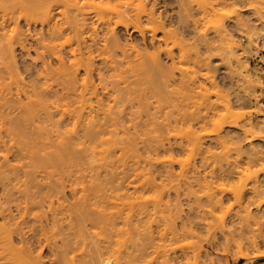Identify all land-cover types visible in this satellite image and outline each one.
I'll use <instances>...</instances> for the list:
<instances>
[{
  "label": "rangeland",
  "instance_id": "rangeland-1",
  "mask_svg": "<svg viewBox=\"0 0 264 264\" xmlns=\"http://www.w3.org/2000/svg\"><path fill=\"white\" fill-rule=\"evenodd\" d=\"M107 1H109V0H107ZM116 1H118V0H110V3L113 7L116 6L115 5ZM199 1L202 2L203 0H199ZM206 1H208V6L206 9H209V10H207L208 13L206 12L207 14L203 11V9H201L204 5L201 7V5H202V4H200L201 2L198 3L197 0H194V1L188 0V2L184 3V4L181 3V0H149L148 3H149L150 8L151 7L154 8V10L156 11V12L154 11L155 14L157 15L158 18L162 19L161 22H163L165 25V29L160 30L157 33L156 37L151 36V35H153L151 31H150L151 33L149 32L150 33V35H149L148 31H146V32L144 31L143 33H141L140 31L134 30V28L131 26H129V28L126 26L121 27L120 26L121 24L120 25L113 24L112 25L113 29L112 28L111 29L113 31H115L114 34L117 35V38L119 39L120 43L123 46L124 45L128 46L129 44H130L129 46L133 45V46L139 48V50H143V51H141L142 53L145 52L149 55H157V52H158V55H159V56L157 55L158 59L161 60L163 66H165L164 70L168 73L167 75L170 76V77H168V76L166 77L167 79L169 78L168 79L169 80L168 91L169 90L170 91H169L168 96L166 97L169 100H167L166 98H164L165 100L161 99L160 106H162V108L164 107L165 109L163 108L161 111H159V113H161V114L156 113L155 116L153 115V117L155 118L154 123H157L159 126L162 125V123H163V126H161L163 128L164 125L165 124L167 125L169 122L170 123L173 122L172 124H174V122L180 120V122H178V124L176 125V128H174V131L172 130V131H169L167 133V131L165 130L166 135L163 134L164 136L170 137V141L172 144L173 143L176 144L174 146L175 147L174 148V156L177 157V159H176L177 161L181 160V162H179L180 164L176 163L173 166L172 170H174V173L176 175L174 174V176L172 177L171 184L177 185L178 182L183 180L182 177L185 176L184 173L190 177V175L195 173L194 170H197L200 173L202 180H203L202 187H198L197 184L195 185V189L198 192L197 193L198 197L206 199L207 197L211 196L213 192H216V193L218 192L217 193L218 196L222 195L220 193H223V192H224V194L226 193V199H225V202L223 205V211H218L216 213L217 216H223V215H227L230 212V214H228V216H227V224L222 226V227H225L224 228L225 230L223 231V228L221 229V227H218L215 229L214 226L217 227L218 225H212V226L210 225L211 226V228H210L209 225H207V222H209V221H205V219L202 218L203 212L206 209V206L201 205L199 207L196 203H193L192 200H194V199H192V200L190 199L191 201L189 200V202H188V200H187L188 198L183 197V196H182L183 198L182 197L180 198V200L182 199L181 200L182 203L180 204L182 211H180L179 213H176L175 211L172 210L174 212V215H175V216L173 215L174 219H172V222H174L173 225H169V224L165 223L162 220V212L161 211H163V209H164V206L162 204H166L168 202H170L171 204H176L177 201L175 200V197H174L175 192L172 191L170 196L169 195L163 196V198H162L163 200H162L161 204H160V202L159 203L156 202V200H158L160 197L159 196L160 190H158V191L153 190L152 185L160 186V185H162L163 182H165V184H166V182H168V181H165L166 180V177H165L166 174H165L163 168L160 165L155 164V163H153V164L148 163L149 165H147L144 162H140V161L136 160L135 158L129 159L130 156L126 155V154H130V152H127L126 154L124 153L126 155V159H125L123 156H121L122 153L120 154V152H121L120 150L114 151V153L116 155L115 157L113 156V158H111V159L110 158L109 159L108 158L103 159L102 155H104L105 153H107L111 149V145L109 143H104V144H102V146H99V148L98 147L96 149L94 148L95 150H97V154H95V150H94V152H90V151L88 152V149L90 148V146H87L88 149H86L87 143L82 144V142H81V144H78L77 147H75V148H77V150L75 149L74 151L77 152V154H78V156H77V154L73 155V156L76 155V157H74V158H76V160H75L74 158H72V153L74 151H72V153H70L69 156L65 155L66 151L64 149H66V145L64 148L63 147L64 144H62L61 141H59V140H62V138L59 139V136L56 135L57 133L56 134L52 133L51 135H53L52 136L53 138L50 137V140H51L50 142L55 143V144H53V143H51V144H53L54 146L57 145L56 148L54 146H52V149L49 148V145L48 146L45 145L46 146V148H45V146H42L43 144L42 145L38 144L37 142L39 141V139H37V134H30L29 138L31 137V139L33 140L32 142L34 143V144L32 142L28 143V145H30V147H27V143L25 146L24 143H18L16 141H13L12 139L10 141V138L5 137L7 141L9 140L8 144L11 148H12V146L10 144L11 143H12V145L14 144L13 149H15L17 151L16 153L18 154V155L15 154L14 155L15 157L13 155L9 156L8 162L10 161L9 162L10 167L8 166V169L11 168V170H13L15 168V171L20 173V176H19V180L18 179L13 180L11 177L14 178V172L15 171L13 170L14 171L13 172L9 169L11 171L10 172L7 169V167L2 169L5 171L6 170L8 171V172L6 171V173L3 174V176L7 175V177L5 176V179L11 175H13V176L10 177L11 180H9V181H8V179H6L7 182L4 181L5 179L3 176L1 177V178H3L2 179L3 183L2 184L0 183V197H1L0 199H2V195H4V193L2 191L5 192V189H6L3 186H7V188H9V189H7V191L12 192L11 194H14L15 198H16V195H18L17 199H15V200L17 201V200L21 199L23 202L25 201V203L23 205L25 206L27 204L28 207L27 206L24 207L22 205V201L20 200L21 201L20 202L21 211H19V212H22V214H21V213H18V211H17L18 210L17 204L19 203V201H17V204H14V205H13V203L14 202L16 203V201L11 202L9 204V206L11 208L10 209L11 214L12 215L14 214V216L16 217V220L14 221V223L16 222V225L12 224L13 222H10V219L6 217L8 215L7 212H6L7 213L6 214V213H4L5 211L4 212L1 211V213L4 215L0 214V216H1L0 217V264H19V263L20 264H23V263L26 264V262L31 260V259L35 260V263H37V261H38L37 264H39V263H41V264H69V262L66 261V259H67L66 257L71 255L70 257H68L69 259H71L72 255L75 252L73 254L71 253L68 256L65 255L66 256L65 257L62 255L63 254L62 252H64L65 247L66 248H67V246L70 247L71 243H73V245L75 243V246H76V244H78V246L80 247L79 248L80 252H81V249H84V246L81 245L83 243V241L80 244V242H78L80 240V238L77 237V239H75L76 238L75 236H77V235L75 234V232H73V228L70 226L71 225L70 221L73 219L72 217H71V220L69 218L71 215L70 209H72L75 205L78 206V204H76L75 201H77V203H78V201L82 200V197H83V200H82L83 202L85 199L87 200V198L85 197L87 191H88V193L90 192L87 195H90L91 193L96 194V192H95L96 189H97L96 190L97 191V195H96L97 197H95V198L101 200V198H103V196H106V197H104V199L107 198V201L110 200L109 204H107V202H104V204H103L102 200L101 201L100 200L95 201V198L93 197L95 194H93V196L91 194V201H89L90 198H88V200H87L88 203L86 202V200H85V202L88 204V206L92 205L93 202H95L94 204H97L96 207H99V209H101V206L103 205L102 209L104 207L105 212H108V214H110V213L115 214L114 217L116 219L115 222L117 224L114 225L113 234L110 237L111 238L110 239L111 245H110L109 251H108V248L106 249L107 251L105 250V248L103 250V254L106 255L104 257L110 258L113 262H115L117 260V258H119L120 256H123L127 253L133 254L134 257L138 256L142 253V250L144 249L145 250V259L146 260L154 259L155 262L153 264L160 263L164 259H168L170 261V264H264V256L262 258H258V259L256 258L253 260H248L247 258H245L243 256V253L241 254L239 252L240 248H242V251H244V252L247 251V249H248L247 246H246L247 249L244 247L238 248L239 247L238 244H240L239 242H240V240L242 241L243 238H248L250 233L248 234V232L245 231L246 233L243 234L240 231L241 225L239 223H238L239 225L237 224V218L234 215L238 209L237 201H236L234 195L235 194L236 195H243L244 194V196L246 198L245 202H247L249 199L247 197L251 198L253 195V192L251 191V186L253 184H255L256 181H258V180L260 181V180L264 179L263 178L264 177V172H263L264 171V169H263L264 168V141H263L264 137L262 138L263 139L262 141L255 140L252 142H247L254 135L256 136L259 134L260 136H264L263 130L252 129L251 126H249V125L247 126V124H249L248 123L249 121L255 123L256 121H260L261 119L264 118V105L262 104V102L259 99V95H260L259 92L262 88H264V82H262L263 80L254 70L252 63L249 64L248 56H250V53L244 52V48L248 44L251 45L253 43L251 46L252 47L256 46V47L252 48L251 46L248 45L249 47H251L252 51H255V49L258 50V49H261V47H264V30H263V28H260V30L258 31V29H259L258 28L257 34L255 35L256 39L253 38L254 36L253 37L251 36V39L253 38L252 39L253 42L251 41V43H249V42L247 43V41H249V40H247L248 38L245 37L247 35L241 36L240 35L241 30L239 31V28L236 27L237 23L239 24L240 22H242V23L244 22L245 24L250 23L249 26H252L251 24H254L252 26V28L253 27H255V28L263 27L264 25H259V23L262 24L264 22V18H263L264 15L262 16V14H260V13H262V11L264 9V3L260 2L259 4H255V6H257V8H253V7H255L253 5L255 2L257 3V0L253 1V3L251 2V0H249V3H248V0H246V1H244L245 5L243 2H240L241 0L240 1L239 0H206ZM260 1H263V0H260ZM122 2H123V0H122ZM116 4L121 5V3L119 4L117 2H116ZM181 4H183L185 6H189L188 9H186L187 7H185V8L183 7L185 9V11H184V9H181L180 8ZM242 5H244V7ZM121 7H123V6H121ZM121 7L118 6L117 10ZM247 7H248V9H247ZM258 7H260V8L258 9ZM193 8H195V9H193ZM122 9L124 10L125 8L123 7V8H121V10ZM199 9H200V11H199ZM206 9H204V10H206ZM254 9H255L256 13L254 12ZM260 9H262V10H260ZM178 11H180V12H178ZM187 11H190L192 13L190 15V12H189L188 15H190V16L186 18V16H188V15H185ZM263 14H264V11H263ZM201 15L202 16L204 15V17H202ZM181 17H182V19H181ZM259 17H261V18H259ZM187 19L190 22L187 21ZM256 19H257V22H256ZM260 19H262V20H260ZM24 20L25 19H22L20 21V23L18 25L21 27L18 28V25H17V28L19 29V31L23 32L26 35L25 36V40H26L25 45H26L27 49L32 48V46H33V49L32 50L30 49L31 51L29 50V53H28V52L22 51V49L19 46H16V48H15L16 58L15 59L17 60L16 62L18 64L19 68H21V69L24 68L25 66H28L29 64H31V62H32L31 58L32 59H33V57L35 58V51H33L35 49L34 38L36 37L37 32H39L40 28H41L40 23H37V24L33 23L36 26L32 24L31 27L28 28V26H30V25H28L27 23L25 24ZM144 21H145V19H144ZM144 21H143V25L145 27H147V25L149 26L151 24L150 22L147 23L146 21L145 22ZM181 25H183V26H181ZM195 25H196V27H195ZM115 26H117V27H115ZM151 26H153V25H150L149 27H151ZM12 28H13V26L9 27V29L7 28L8 29L7 32L10 33V34L7 33V35H11V31H9V30H11ZM96 29H97L96 31L98 34V38L102 39L100 36H103L102 34L106 33V31L104 30V27L96 26ZM166 30H168V31H166ZM172 30L174 32H172ZM35 31H37V32L35 33ZM162 31H164V32H162ZM165 31L167 34L165 33ZM258 32L260 33L259 35H258ZM0 33L3 34V32L1 30H0ZM164 35L167 37H165ZM163 36H164V41H163ZM177 36H179V37H177ZM151 37H152V39H154V41L151 40ZM4 38L8 40L9 37L8 36H5L3 38L0 37L1 45H4L3 43L6 41V40H4ZM155 38H156V40H155ZM100 39H98V40L100 41ZM159 39H161V41H160L161 43L159 42ZM221 39H223L222 42H221ZM230 39H231V41H230ZM180 40L181 41L183 40V41L181 42ZM201 40H203V41H201ZM255 40H257L256 41L257 43L255 42ZM99 41H97V44ZM226 41H228V43L229 42L232 43L234 41L233 44L235 43V45L238 46V49H235V50L237 51L236 53H237L238 58H240L239 59L240 62L242 61L241 64H243V67L247 64V66H245V69L247 68V70H248V68H249L250 71L249 70L248 71L251 74H254V75L257 74V76L260 77L261 83L257 84V86H256L255 93H254L255 98H254L253 103L251 105L247 104V103H245V104L242 103V105L241 104L240 105L235 104L236 98H235V93H234V89H233L234 88V86H233L234 85L233 84L234 83V78H233L234 73L232 72L233 68L230 67L231 66L230 64H227V61L225 58L226 56L224 53L221 56L222 59L219 56L222 54V51H219V50L215 51V49H218L217 47L220 46V43H224V42L226 43ZM101 42H102V40L99 42L100 45H102V43H103V42L102 43ZM174 42H176V43L174 44ZM209 43H212L214 46L212 44H209ZM214 43L216 44V46L217 45L218 46L216 47ZM246 43H247V45H246ZM99 44H98V47L100 46ZM164 44H166V45H164ZM200 44L202 47L200 46ZM173 45H174V47H172ZM194 45H196V47ZM203 45L205 47L207 46L208 49L205 48ZM185 46H187L189 49L191 48L190 50H192V49L196 50V51H194L195 53L193 52V50L190 51V53H191L190 57H189V55H187L189 59H191L193 56L192 60H194V61L188 60L187 58H186L187 59L186 61L179 59L180 58L179 57L180 52H178V50L180 51ZM210 46L212 48H215L214 51ZM167 47L170 51L168 49H166ZM170 48L171 49L174 48V49L171 50ZM192 52L194 53V55ZM169 53H170V55H169ZM28 55L29 56L32 55V56L29 58ZM96 55H97V53L95 54V56ZM195 55L196 56L198 55L199 57L198 56L195 57ZM171 56L174 58H172ZM98 58L99 59L97 60V64L98 63L100 64L102 62V61L101 62L99 61L101 57H98ZM223 58H225V59H223ZM174 59H176V60H174ZM195 59L198 61H203L206 59L205 63L208 64V67H207V65L205 67H203V65L197 64ZM223 60H225L226 63ZM181 61L184 63H182ZM172 62L174 64L175 63L176 64L174 65ZM188 65L193 66V67H191V70H194V71H191L190 67ZM194 66H196V67L194 68ZM124 67H123L124 69H127L126 66H124ZM183 67H185V68L183 69ZM188 68H189L190 72L187 71ZM204 68H206V69H204ZM199 69H201V71ZM22 70H21V73H22L21 77L25 78L23 80L24 81L26 80L25 83H27V85H29V83L32 80L30 79L31 81H29V76L26 73L22 72ZM127 72H129V70ZM187 72H188V74H186ZM193 72L194 73L196 72V74L198 73L197 75H200V76H198L199 78L197 77L196 74L194 75ZM130 73H131V71H130ZM200 73H202V74L204 73V75H202ZM205 73H207V74L209 73L211 75L210 76L211 79H209V81L204 80L205 78H203V77L205 76ZM81 74H83V72ZM188 75L189 76L193 75L192 77L197 78V79H194L191 77L192 80L188 84L190 87H188L187 84L184 85V83H183V81L188 80V78H186V76H188ZM200 77H202L203 79ZM159 79L165 83V81L163 80L164 77H160ZM148 84L149 83H147V85ZM147 85H145L147 88L144 86V88L147 89V91L145 90L146 95L149 93L148 88H150V87H148L149 85L148 86ZM201 86L204 88L206 87L205 91H207V94L209 92L211 94V96L208 95V97H207V94L204 91V88H202ZM151 87H153V85H151ZM201 88L203 90L202 92L203 93L205 92V94L201 93ZM183 89H185V90H183ZM186 89H187V91H186ZM215 89L216 90L218 89L221 91L222 95L227 100V104L229 103V105L233 108V110L235 112H237V113H247L248 112V114H249L248 116H245L241 120L240 123L238 122L237 127H232L231 125H229V126L225 125V127H223L222 132L220 133L219 137L217 136L219 138V140H217L218 139L217 137H214L213 135H211L213 130H215L216 122L219 120V117L217 115L221 114L220 110L218 111L215 109L216 97H215V95H213L215 93L214 92ZM151 90L147 96L148 98L150 97ZM201 95H202V98L203 97L205 98V99H202L203 101L201 100ZM183 96H185V97H183ZM23 98L24 97H22V99ZM173 99L176 101H174ZM34 100H36V99L34 98ZM152 100L153 99H151L150 101L151 102L154 101V103H155V100H153V101ZM23 101H27V100H23ZM200 101L202 103L204 101H206L205 102L206 107H204L205 105L202 106V103ZM179 104H181V105H179ZM185 105H187V106H185ZM155 106H157V105H155ZM168 106H170V108ZM167 112L169 115L167 114ZM173 115H174V117H173ZM178 115H179V117H178ZM180 116L182 119H180ZM202 116L207 117L206 118L207 120L205 121L206 123L209 122L207 124V126H205L206 124L204 125L202 122L199 123V121L202 118H204ZM172 117L174 120L172 119ZM199 117H202V118H199ZM59 118L60 117H57L56 120H58ZM154 118H151V120L153 119V121H154ZM197 119H199V121ZM65 120L66 121L63 123L64 126L62 127L63 128L62 132L63 133L65 132L64 137L66 138L68 136L74 135V133H76L80 129H78L76 127V129H75L76 132H74L75 131L74 130V127H75L74 122L68 118H66ZM145 120H146V118H144V121ZM145 122L148 123V121H145ZM191 122H192V124H191ZM194 122H195V124H194ZM131 123L127 122V125L131 124ZM186 123H187V125H190V127H192V128H190L187 125L185 126L184 124H186ZM201 124L205 128H203ZM148 127H149V125H148ZM161 127H160V130L162 131L163 129ZM146 129H148V128H146ZM149 129H150L149 131L152 132L153 129L151 130V127H149ZM132 130H134V129H132ZM145 130H144V132L148 131V130H146V131ZM246 130L251 131V133L249 132V133H247V135L244 134V131H246ZM173 132H174V134H173ZM194 132L196 134L198 133L197 135L200 134V136H202V140H200L199 143L196 142L194 140V138L192 137L194 135ZM158 133H156L154 131L152 133H148L149 135H151V136H148L151 139L146 138L147 136L146 137L142 136V133H141V136L139 134H138L139 136L137 135L139 137V138L137 137L138 140H136V141H138L137 148H138L139 153H141L143 160L146 159L147 154L149 155V153H147L149 151L146 152V149H144L145 144L148 146V142H151V144H152V142L155 143L156 140H158L157 137H159V135L162 132L159 134ZM28 135H29V133H28ZM61 136L63 137V134ZM108 136L109 135L106 134V137H108ZM187 136L190 137V139ZM38 138H40L39 135H38ZM151 140H154V141H151ZM34 141H36L37 144ZM189 141H191L192 143ZM144 142H147V143L144 144ZM195 142L197 145H195ZM22 144H24L25 147ZM31 144H32L33 148L31 147ZM178 145H183L184 148H182V147L180 148V146H178ZM186 145H188L190 148L187 147ZM193 145H195V146H193ZM15 146H18V147H15ZM43 147L45 148V150H43L44 149ZM50 147H51V145H50ZM53 147L55 149H57V151L61 154H57L58 152H56V150ZM79 147L82 149H80ZM40 148H42V150ZM91 148H90V150H92ZM145 148H146V146H145ZM199 148H201L202 150ZM19 149L22 150L21 153H19V151H20ZM49 149H50V151H52V150H54V151H52L50 153ZM252 149L254 150L252 153L255 154L253 156L251 155ZM48 151H49V153H48ZM78 151L80 152V154ZM86 152L89 154L94 153L96 155V157L92 159V156L94 154L93 155L91 154L92 155L91 158H90V156H87V159H86ZM257 152L258 153L260 152V153L258 154ZM2 153L5 154V152H2ZM2 153L0 154V161L2 162V163L0 162V164L5 163L4 159L1 157ZM47 153H48V155H47ZM256 153L259 156H256ZM32 154H34V155H32ZM42 154L43 155L45 154L44 155L45 157ZM55 155H57V156H55ZM59 155H60V158L58 157ZM61 156H63V157L65 156V157L62 159ZM127 156H129L128 157L129 160L127 159ZM48 157H51V159ZM52 157L55 158L57 161L53 160ZM66 157H67V160H66ZM77 157H78V160H77ZM160 157L161 158L167 157V154L165 155L164 153H162V155ZM254 157H255V159H254ZM68 158H69V161H68ZM49 159L52 160L51 161L52 163L49 162L50 161ZM84 159H85V161H84ZM89 159H92V160L89 161ZM86 160H88V161H86ZM3 161H4V163H3ZM59 161H60V163H59ZM88 162H89V164H88ZM183 162H185L184 163L185 166L183 165ZM58 163H59V165L57 166ZM61 163H63V164H61ZM43 164H45V166H47L46 167L47 169L45 167H43ZM154 164H155V166H154ZM50 165H53V166L50 167ZM102 165H103V167H102ZM181 165H182V170H183L182 172H181ZM183 166L185 167V169H183L184 168ZM228 168H230V171L232 173L226 172L229 170ZM231 169H233L235 171H233ZM185 171H187V173ZM197 171H196V173H197ZM27 172H29L31 174V176H32V174H34L37 178L36 179L32 178L34 176H32V177L29 176ZM69 172H71V173H69ZM189 172H191V173H189ZM224 172H226V173H224ZM25 173H27V175L31 178H28ZM96 173L98 174V178H99V180H96V183L101 185L100 187L102 189H99V185H98V187H96L97 184L95 186L96 189L94 188V184H93L94 181H92V179L94 178L93 175H95ZM138 173L141 174V176L140 175L137 176ZM22 174L24 177L22 176ZM179 174L181 175V177ZM182 174H183V176H182ZM229 174H231V175H229ZM90 175L93 176L92 179L90 178ZM48 176L51 177V179H49ZM80 176H81V178H80ZM257 176L262 177V178H258ZM52 177H53V179H52ZM76 178L79 180L84 178V181H86V183L82 182L83 180H80L81 181L80 183L82 185L85 183L83 185V187H81L82 185H79V183H78V185L76 183L74 184V181L76 180ZM98 178L96 176V179H98ZM26 179H28V180L32 179V180H31V182H27L28 180H26ZM58 179H60V180L62 179V181L59 180V184H58ZM71 179H72V181H71ZM32 181H34V184H36V182H37L35 187H34V184L33 185L31 184V183H33ZM240 181H242V182H240ZM0 182H1V179H0ZM4 182H5V184H4ZM49 182H50V184L51 183H53V184L57 183V185H61L62 191H61V193L59 192L60 194L58 193L59 195L56 196L57 193H54L52 190V192L54 194V196H53V194L51 192L53 184L50 186ZM14 184L17 187H20L21 191H19V188H17L20 193L21 192L26 193V191L23 192V190H26L24 188L29 184L28 189L30 188L29 190L31 192H29L28 194H30V195L33 194L34 195L33 197H35L36 200H34V198L31 199L32 196H31V198H29L30 196L28 197L26 195H23L24 197H22V193L20 194L17 191L16 186ZM70 184H71V187H74V188L76 187L77 190L72 189L70 187ZM102 184H104V185H102ZM91 185H92V187H90ZM163 185H164V183H163ZM13 187H15V189ZM50 187H51V189H50ZM84 187L86 189H84ZM82 188L86 192H83L81 190ZM98 189L101 191H99ZM102 190H103V192H102ZM34 191H37V192H34ZM92 191H94V192H92ZM104 191H105V193H104ZM15 192H16V194H15ZM27 192H28V190H27ZM216 193H214V194H216ZM102 194H104V195L100 197V195H102ZM49 195H51V197ZM3 197H5V195ZM79 197L81 198V200ZM84 197H85V199H84ZM87 197H90V196H87ZM92 197L94 198L93 199L94 201L92 200ZM3 199H5V198H3ZM3 199H2V201H0V204L4 203ZM26 200H27V202H26ZM29 201H30V203H28ZM89 202H90V205H89ZM74 203H75V205H74ZM31 204L33 207L31 206ZM77 206H75V207H77ZM26 207L27 208L30 207V209L28 210ZM155 207H157V208H155ZM6 208H8V207H6ZM25 208H26V210H28V212L26 210L24 212ZM91 208H92V206H90V209ZM94 208H95V206H93V209ZM73 209H72V212H73L72 214H74V215H71V216H75V214L77 213L76 212L77 208H76V210H73ZM250 210H251V214L253 213V215H254V213L255 214L257 213V209L253 206H251ZM23 212L27 213V214L24 215ZM92 212H93V210H92ZM68 215H69V217H68ZM19 216L22 217V220H19L20 219ZM241 216L245 217V216H247V214L243 213V214H241ZM4 217H6V218L4 219ZM7 220L9 222H7ZM74 220H75V222H74ZM74 220H72V222H74L73 224L75 225V223H76L75 217H74ZM21 221H23V222H21ZM184 223H186V225ZM17 224L19 226L16 229L15 226H17ZM76 225H77V223H76ZM89 226L90 225H88V227ZM88 227H87V230L91 232V230H89ZM212 227H214V228H212ZM70 228H72V230ZM89 228L91 229V227H89ZM263 229H264V225H263ZM95 230H96V232L100 233V237L96 238L91 233L93 238L90 236L89 241L87 240V242H91L90 241L91 238L92 239L96 238V240H97L98 238L100 239V238L105 237L106 233H104L105 235L101 234L102 228H101V230H98L96 228L93 229V231H95ZM173 230L177 231V233L179 235L178 240L174 239L173 233H172ZM183 230H187L189 232L190 236L189 237L182 236L181 234H183ZM103 231L105 232V230H103ZM262 232L264 233V230ZM71 233H72V235H71ZM239 233H241V235ZM263 233H262V235H264ZM8 235H9V237H11L12 242H13V243L11 242V247L9 245V243H10L9 239L10 238H8ZM244 235H246L247 237ZM249 237H251V234ZM73 239H75V240H73ZM76 240H78V241H76ZM100 241H103V240H100ZM64 242H65V244L69 243V245L64 247V245H65ZM243 242L246 243V241L244 239H243ZM92 243H93V241H92ZM92 243H90V244H92ZM258 245H259V247H258L259 250L257 248L255 250H253L255 252H253V251L252 252L256 253V252L260 251L261 253L263 252V254H264V237H263V239L259 238V244ZM12 246H14V247H12ZM142 246H144L143 249H142ZM196 246H199L200 249L195 250ZM71 247H72V244H71ZM14 249H16L19 252L20 251H22V252L17 253V251ZM67 250L68 249H66L65 252ZM196 251H198V252H196ZM65 252H64V254H65ZM80 252H76L75 254L79 255ZM16 254H17V258H16ZM18 254H20V255H18ZM241 255L243 257H241ZM20 256H22L24 258L23 259L24 261L20 259V258H22ZM29 256H31V258ZM18 258L20 260L17 262ZM122 263H124V262H122ZM114 264H117V263H114ZM135 264H145V263H135Z\"/></svg>",
  "mask_w": 264,
  "mask_h": 264
},
{
  "label": "bare ground",
  "instance_id": "bare-ground-1",
  "mask_svg": "<svg viewBox=\"0 0 264 264\" xmlns=\"http://www.w3.org/2000/svg\"><path fill=\"white\" fill-rule=\"evenodd\" d=\"M148 1L149 0H123V2H122V0H118L116 2L119 4L121 3V5L116 4V2H115V5L116 6L118 5L119 7L123 6L125 9L124 10L122 9L123 10L122 11L121 8H123V7L119 8L120 10L119 9L117 10L118 6L113 7L110 3V0L109 1H107V0H0V30L3 32V34L0 33L1 34L0 37H2V38L5 36L9 37L8 40L4 38V40H6L5 41L6 43L5 42L3 43L4 45H1V42H0V154L2 152H5V154L2 153V156H1L4 159L5 163L3 161L4 164H0V179H1L0 183L1 184L3 183L2 182L3 178H1V177L7 171V170L5 171L2 169L6 168V167L8 169L9 162H10V161L8 162L9 156L10 155L14 156L15 154L18 155L16 153L17 151L15 149H13L14 144L12 145V143L10 142L11 143L10 145L12 146V148H11L8 144L9 140L7 141L6 138H10V141L12 139L13 141H16L18 143H24L25 146L27 143V147H30V145H28V143H31L33 141L31 139V137L29 138L30 134H37V139H39V141H38L35 138L38 141L37 143L40 145L43 144L42 146H45V145L48 146L49 145V148L52 149V146H54L53 144H55V143L50 142L51 141L50 137L53 136V135H51L52 133H54V134L57 133L56 135L59 136V139L62 138V140H59V141H61V143L64 144V146H63L64 148L66 145V149H64V150L66 151L65 155H68V156L70 155V153H72V151H74L75 149L77 150V148H75V147H77L78 144H81V142H82V144L87 143L86 147L87 146H90V148L92 147L91 149L93 151L90 150V148L88 149V147L86 148V149H88V152L89 151L94 152V150L97 147L99 148V146H102V144L109 143L111 145V149L107 153H105L106 155L104 154L105 156L102 155L103 159L104 158L105 159H107V158L111 159V158H113V156L115 157L116 155H115L114 151L120 150L121 151L120 154L122 153L121 156H123L125 159H126V155H129L130 156L129 159L135 158L136 160H138L140 162H144L147 165H149L148 163H150V164L155 163V164L160 165L163 168V170L166 174V176H165L166 180L165 181H168V182H166V184H165V182H163L164 185L162 183V185H160V186L152 185L153 190H156V191L160 190V195H159L160 197L158 200H156V202H158V203L160 202V204H161V202L163 200L162 199L163 196H165V195L170 196L172 191L175 192V196L174 195L173 196L175 197V200L177 201L176 204H171L170 202H168L166 204H162L164 206L163 211H161L162 212V220L165 223H167L169 225H173V223H174V222H172V219H174V217H173L174 212L173 211H175L176 213H179L180 211H182V208L180 206V204L182 203L181 202L182 199L180 200V198L183 196V197L188 198V199L186 198L188 200V202L190 199L191 200L194 199V200H192L193 203H196L199 207L201 205H205L206 209L203 212L202 218L205 219V221H209V222H207V225H209L210 228L212 225H218L217 227L214 226L215 229L218 227H221V229L223 228V231H224L225 227H222V226L227 224V216H228V214H230V212L227 215H223V216H217L216 213L218 211H223V205H224V202L226 199V193L225 194H224V192L220 193L222 195L218 196L217 195L218 192L217 193L213 192L212 195L210 194L211 196L207 197L206 199L198 197L197 196L198 192L195 189V185L197 184L198 187H202L203 180H202L200 173L197 170H194L195 173L190 175V177L188 175H186L185 173H184L185 176H183V174H182L183 180H181V181L183 183L179 180L180 182H178L177 185L171 184L172 177L175 174L174 170H172L173 166H174V164L181 162V160L177 161L176 160L177 157L174 156V148H175L174 146L176 144H174V143L172 144L170 141V137L164 136L163 134L166 135V133H165L166 131H167V133L169 131H172V130L174 131V128H176V125L178 124V122H180V120H178V121L175 120L176 122H174V124H172L173 122L172 123L169 122L167 125L164 123L165 125L163 128L161 127V126H163V123L160 126L157 123H154L155 118L153 117V115L155 116L156 113H159V111H161L164 108V107L162 108V106H160L161 99L166 98L169 94V91H170V90L168 91V88H169V85H168L169 80L168 79L169 78L168 79L166 78L167 76L168 77H170V76L167 75L168 73L164 70L165 66H163L161 60L158 59V56H159L158 52H157L158 56L157 55H149V54L143 52L145 54L144 55L141 52L143 50H139V48H137L133 45L129 46L130 45L129 44L128 45L129 47L125 46V45L123 46L120 43L119 39L117 38V35L114 34L115 31L112 30L113 24H115V25L121 24L120 25L121 27L126 26L129 28V26H131L134 28V30L140 31L141 33H143L144 31L145 32L148 31V33H149L151 31L153 34L151 36L156 37L157 33L160 30L165 29V25L163 22H161L162 19L158 18L157 15L155 14L156 11L154 10V8L153 7L150 8ZM197 1H198V3L201 2L199 0H197ZM244 1H246V0H243V1L241 0L240 2L244 3ZM253 1H256V0H251L252 3H253ZM187 2H188V0H181V3H183V4L187 3ZM260 2L264 3V0L263 1L257 0V3L255 2L254 5L253 4L252 5L255 6V4H259ZM248 3H249V0H248ZM183 4H181L180 8L184 9L185 7H187L186 9H188L189 6H185ZM200 4H202L201 7L204 5L203 6L204 8L202 7L201 9H203V11L205 13L206 12L208 13L207 10H209V9H206L208 6V1L203 0ZM244 5H245V3H244ZM244 5H242V6L244 7ZM253 8H257V6H255ZM259 8L260 7H258V9ZM193 9H195V8H193ZM204 9H206V10H204ZM247 9H248V7H247ZM260 10H262V9H260ZM184 11H185V9H184ZM199 11H200V9H199ZM263 11H264V9H263ZM263 11H262V13H260V14H262V16L264 15ZM178 12H180V11H178ZM189 12L190 11H187L185 15H188ZM254 12H255V9H254ZM191 13L192 12H190V15H191ZM190 15L186 16V18L189 17ZM202 17H204V15ZM259 18H261V17H259ZM22 19H25L24 20L25 24L27 23L28 25H30V26H28V28L31 27V25L33 23H35V24L40 23V25H41L40 31L39 32L35 31V33L37 32V34H36V37L34 36L35 37L34 38L35 49L33 51H35V58L34 57H33V59L31 58V61H32L31 64L22 68L23 70L21 68H19V66L16 62L17 60L15 59L16 58L15 48H16V46H19L22 49V51L29 53V50L30 49L32 50L33 46H32V48L27 49V47L25 45V41H26L25 36L26 35L23 32L19 31V29H18L19 27H21L18 24L20 23V21ZM144 19L147 23L150 22L151 23L150 25H153V26L149 27L150 25L149 26L147 25V27H145L143 25ZM181 19H182V17H181ZM188 19H187V21H189ZM260 20H262V19H260ZM256 22H257V19H256ZM243 23L242 22H240L239 24L237 23L236 27L239 28V31L240 30L242 31V32L240 31L241 36L247 35V36H245L248 38L247 40H249V41H247V43L248 42L251 43V41L253 42V40H252L253 38L256 39L255 35L257 34L258 28H259L258 31L260 30V28H263V30H264V26L252 28V26L254 24H251L252 26H249L250 23L249 24H245V23L243 24ZM263 23L262 24L259 23V25H264ZM35 24H33V25H35ZM17 25H18V28H17ZM11 26H13V28L11 30H9V31H11V35H7V33H9V32H7V30ZM96 26L104 27V30L106 31V33L104 32L105 34H102L103 36H100L102 39L98 38ZM181 26H183V25H181ZM115 27H117V26H115ZM195 27H196V25H195ZM166 31H168V30H166ZM166 31H165V33H166ZM162 32H164V31H162ZM172 32H174V31L172 30ZM150 33H149V35H150ZM259 34L260 33L258 32V35ZM164 36H163V41H164ZM251 36L252 37L254 36V37L251 39ZM165 37H167V36H165ZM177 37H179V36H177ZM98 39H100V41L102 40V42H103V43L101 42L102 45L99 44L100 41ZM151 40L154 41V39H152V37H151ZM155 40H156V38H155ZM97 41H99L98 42V44L100 45L99 47H98ZM160 41H161V39H159V42ZM201 41H203V40H201ZM222 41H223V39H221V42ZM230 41H231V39H230ZM256 41L257 40H255V42ZM233 42L228 43V41H226V43L225 42L220 43V46L217 45L218 47L214 43L218 49L212 48L214 46L212 44L213 42L209 43V44L213 45V46L211 45L212 47L210 46L213 49V51H214V49H215V51H217V50L222 51V54L219 56L221 57L224 53L226 56L225 58H226L227 64H230L231 65L230 67L233 68V71H232L234 73L233 74V76H234L233 77L234 78V83H233L234 88L233 89H234L235 98H236L235 104L236 105H240V104L242 105V103H244V104L247 103V104L251 105L253 103L254 98H255L254 93H255L256 86H257V84L261 83V80H260V77L257 76V74H255V75L251 74L249 72L250 71L249 68H248L249 71L247 70V68L245 69V66H247L246 63H245L246 65L243 67V64H241L242 61L240 62V60H239L240 58H238L237 53H236L237 51L235 50V49H238V46H236L235 43L233 44ZM175 43L176 42H174V44ZM247 43H246V45H247ZM164 45H166V44H164ZM248 45L244 48V52L245 53L248 52L251 54L252 53V49H251L252 46L249 45V46H251V47H249ZM194 46L196 47V45H194ZM200 46H201V44H200ZM172 47H174V45ZM254 47H256V46H254ZM254 47H252V48H254ZM205 48L208 49L207 46ZM166 49H168V47ZM172 49H174V48H172ZM190 49L187 46L182 48L180 51L177 49L178 52H180V56H179L180 58L179 59L180 60L182 59L185 61L187 59L192 60L193 56L191 59H189L187 56V55H189V57H190V55H191L190 51H192L193 49L192 50H190ZM194 51H196V50H193V52ZM96 53H97V55L95 56ZM194 53H193V55H194ZM169 55H170V53H169ZM31 56L28 55L29 58ZM97 56L101 57L99 61L100 62L102 61V62L100 64L99 63L97 64V60L99 59ZM197 56L195 55V57H197ZM172 58H174V57H172ZM225 58H223V59H225ZM221 59H222V57H221ZM174 60H176V59H174ZM205 60H203L204 62L196 60V63L199 65H203V67H205L206 65L208 67V64L205 63ZM192 61H194V60H192ZM223 61L225 62V60H223ZM182 63H184V62H182ZM191 65L190 66L188 65L190 67V70H191V67H193ZM124 66H126L127 69H124L125 68ZM195 67L196 66H194V68ZM184 68L185 67H183V69ZM204 69H206V68H204ZM21 70H22V72L26 73L29 76V81L32 80L29 83V85H27V83H25L26 80L25 81L23 80L25 78L21 77V75H22ZM128 70H129V72H127ZM199 70L201 71V69H199ZM130 71H131V73H130ZM187 71L190 72L189 68ZM191 71H194V70H191ZM82 72H83V74H81ZM188 72L186 74H188ZM195 74H196V72L194 73V75ZM200 74H202V73H200ZM208 74L205 73V76L203 77V78H205L204 80L209 81V79H211V77H210L211 75L210 74L208 75ZM202 75H204V73ZM188 76H186V78H188V80L183 81V83H184V85L187 84V86L190 87L188 84L192 80L191 77L193 75L189 76V77ZM198 76H200V75H197V77ZM160 77H164L163 80L165 81V83L159 79ZM192 78L197 79L195 77H192ZM200 78H202V77H200ZM147 83H149L148 84L149 86L147 85ZM145 85H147L148 87H150L152 89L151 90L150 88H148L149 93L151 90V94H150L149 98L147 97L149 93L146 95V91H147L146 88L147 87ZM151 85H153V87H151ZM144 86L146 88H144ZM202 88H204V87H202ZM202 88H201V93L205 94V92H206V94H207V91H205L206 87L204 88V91H205L204 93L202 92L203 91ZM183 90H185V89H183ZM186 91H187V89H186ZM214 92H213L214 93L213 95H215V97H216L215 109L218 111L220 110L221 114H219V115L216 114L219 117V120L216 122L215 130H213L211 135H213L214 137H217V136L219 137V135L222 132V129H223V127H225V125L226 126L231 125L232 127H237L238 122L240 123L241 120L245 116H248L249 114H248V112L247 113L235 112L233 110V108L229 105V103L227 104V100L222 95L220 90L215 89ZM208 95L211 96V94L209 92L207 94V97H208ZM22 97H24L25 99L24 98L22 99ZM183 97H185V96H183ZM34 98L36 100H34ZM151 99L155 100V103L153 100H152L153 102H151L150 101ZM202 99H205V98L204 97L202 98V95H201V100ZM23 100H27V101H23ZM167 100H169V99H167ZM174 101H176V100H174ZM205 102L206 101L203 102L204 104L201 102L202 106L205 105ZM155 105H157V106H155ZM179 105H181V104H179ZM185 106H187V105H185ZM168 107L170 108V106H168ZM204 107H206V105ZM168 112H167V114H168ZM159 114H161V113H159ZM57 117H60V118L58 120H56ZM173 117H174V115H173ZM173 117H172V119H173ZM178 117H179V115H178ZM202 117H204V116H202ZM202 117H199V118H202ZM66 118L71 119L74 122V126H75L74 130L76 129V127L80 130L77 132L75 130L74 132H76V133H74V135L68 136L65 138L64 137L65 132L64 133L62 132V129H63L62 127L64 126L63 123L66 121L65 120ZM144 118H146L145 121H148L149 124L144 121ZM151 118H154V121H153V119L151 120ZM206 118L207 117H204L200 121H199V119H197V120L199 121V123L202 122L204 125L206 124L205 126H207V124L209 122L208 121H207L208 123L205 122L207 120ZM180 119H182L181 116H180ZM263 119H261L260 121H256L255 123L249 121L248 122L249 124H247V126L249 125V126H251L252 129H260V130L264 131V120ZM127 122H130V123L132 122V123L127 125ZM191 124H192V122H191ZM194 124H195V122H194ZM148 125H149V127H151V130L153 129L152 132L154 131L156 133H158V132L159 133L162 132V133L159 135V137H157L158 138V140H156L157 143L152 142L153 145L155 144L154 146L151 144V142H148V146L145 144L147 142H144V144L146 146V148L144 146V149H146V152L149 151V152H147V153H149V155L147 154L146 159L143 160L141 153H139V151H138V148H137L138 141H136V140H138L139 135L141 136V133H142V136H144V137L147 136L146 138H150L148 136H151V135H149L148 133H152V132L149 131L150 129H149ZM184 125L186 126L187 123ZM187 126L190 127V125H187ZM160 127L163 129L162 131L160 130ZM202 127L205 128L203 125H202ZM146 128H148V129H146ZM190 128H192V127H190ZM132 129H134V130H132ZM145 129L148 130L149 132L146 131ZM144 130L146 132H144ZM249 132L251 133V131L246 130V131H244V134L247 135V133H249ZM28 133H29V135H28ZM62 134H63V137L61 136ZM106 134H108L109 136L106 137ZM173 134H174V132H173ZM197 134L194 132V135L192 137L194 138V140L196 142L199 143L200 140H202V136H200V134L199 135H197ZM38 135L40 136V138H38ZM263 137L264 136H260L259 134L256 136L254 135L247 142H252L255 140L262 141L264 139ZM188 138L190 139V137H188ZM154 140H151V141H154ZM217 140H219V138ZM191 141H189V142H191ZM34 142L36 143V141H34ZM196 142H195V145H197ZM51 143H53V144H51ZM24 144H22V145L24 146ZM50 145H51V147H50ZM195 145H193V146H195ZM178 146H180V148L181 147L184 148L183 145H178ZM186 146L189 147L188 145H186ZM15 147H18V146H15ZM31 147H32V144H31ZM54 147L56 148L57 145ZM45 148H46V146H45ZM45 148L43 150H45ZM40 149L42 150V148H40ZM80 149H82V148H80ZM199 149H201V148H199ZM19 150H18L19 153H21L22 150L21 149H19ZM55 150H56V152H58L57 149H55ZM49 151H50V149H49ZM49 151H48V153H49ZM52 151H54V150H52ZM52 151H50V153ZM253 151L254 150L252 149V151H251L252 156L255 155L252 153ZM74 152L72 153V158L76 157V155L75 156H73V155L77 154V152H75V153ZM127 152H130V154H126ZM48 153H47V155H48ZM162 153H164L165 155L167 154V157H163L164 159L161 158L160 156L162 155ZM257 153H256V156H259L258 154L260 152L258 154ZM57 154H61V153L58 152ZM79 154H80V152H79ZM91 154L93 155L94 153H91ZM91 154L86 152V159H87V156H90V158H91V156H92ZM95 154H97V150H95ZM95 154L92 156V159L96 157ZM32 155H34V154H32ZM55 156H57V155H55ZM77 156H78V154H77ZM129 156H127V159ZM58 157L60 158V155ZM61 157L63 159L65 156L64 157L61 156ZM255 157H254V159H255ZM48 158L51 159V157H48ZM74 159L76 160V158H74ZM92 159H89V161ZM53 160H56V159L53 158ZM66 160H67V157H66ZM77 160H78V157H77ZM51 161L52 160H50L49 162L52 163ZM68 161H69V158H68ZM84 161H85V159H84ZM86 161H88V160H86ZM59 163H60V161H59ZM59 163L57 164V166L59 165ZM63 163H61V164H63ZM184 163L185 162H183V165H184ZM88 164H89V162H88ZM155 164H154V166H155ZM51 166H53V165H50V167ZM43 167L46 168L47 166H45V164H43ZM102 167H103V165H102ZM9 169L11 170V168H9ZM183 169H185V167ZM228 169L229 170L226 172L230 173L231 172L230 168H228ZM13 170L15 171V168ZM13 170H11V171H13ZM231 170H233V169H231ZM182 171L183 170H182V165H181V172ZM196 171H197V173H196ZM233 171H235V170H233ZM185 172L187 173V171H185ZM226 172H224V173H226ZM17 173H18L17 171L14 172V178L11 177V176H13V175H11L6 179H8V181L11 180V178L13 180L14 179L19 180L20 173H18V174ZM27 173L29 176H31V174L29 172H27ZM27 173H25V174L28 178H31L32 176H34V177H32L34 179L37 178L34 174H32V176L29 177L27 175ZM69 173H71V172H69ZM189 173H191V172H189ZM23 174H22V176H23ZM96 174L93 175L94 178H93V176L90 175V178L91 179L93 178L92 181L95 182V183L93 182L94 188L97 184L96 180H99L98 174L97 175ZM139 175L141 176V174L138 173L137 176H139ZM229 175H231V174H229ZM5 176L7 177V175H5ZM5 176H3L4 179H5ZM96 176L98 179H96ZM180 177H181V175H180ZM77 178L74 181V184L76 183L78 185V183H79V185H82L80 183L81 182L80 180H83L82 182L86 183V181H84V178H82L80 180ZM80 178H81V176H80ZM258 178H262V177H258ZM6 179L4 181H6ZM49 179H51V177H49ZM52 179H53V177H52ZM26 180H28V179H26ZM31 180L29 179L27 182H31ZM59 180L60 179H58V184H59ZM60 181H62V179ZM71 181H72V179H71ZM32 182L33 183H31V184L33 185L34 181H32ZM240 182H242V181H240ZM4 184H5V182H4ZM36 184H37V182H36ZM36 184H34V187L36 186ZM49 184H50V182H49ZM52 184L53 183H51L50 186ZM28 185L24 188L26 190L22 189L23 192L26 191V193L24 192L25 194L21 192L22 197H24L23 195H26L28 197L30 196L29 198H31V196H32L31 199L34 198V200H36L35 197H33L34 196L33 194L32 195L28 194L29 192H31L29 190L30 188L28 189V187H29ZM83 185L81 187H83ZM98 185L99 184H97L96 187H98ZM102 185H104V184H102ZM100 186L101 185H99V189H102ZM3 187H5L6 189H5V192L2 191L5 195V197H3L4 195H2V199L3 198H5V199H3L4 203L0 204V214H2L1 211L2 212L5 211L4 213L7 212L8 215L7 216L5 215V216L10 219V222H13L12 224L16 225V222L14 223V221L16 220V217L14 216V214L13 215L11 214V212H10L11 208H10L9 204L11 202L16 201L15 199H17L18 195H16V198H15V195L11 194L12 192L7 191V189H9V188H7V186H3ZM70 187H71V184H70ZM85 187H84V189H86ZM90 187H92V185ZM13 188L15 189V187H13ZM17 188H19V191H21L20 187L16 186V189ZM71 188L74 190H77L76 187L75 188L71 187ZM50 189H51V187H50ZM61 189H62L61 185H57V183H54L52 185L51 192L53 190L54 193H57L56 194V196H57L61 193V191H62ZM84 189L82 188L81 190L83 192H86ZM27 190H28V192H27ZM96 190H95L96 194L93 193V194H95L94 196L91 193L94 198L97 197L96 196L97 195ZM17 191H18V189H17ZM99 191H101V190H99ZM251 191L253 192V195L251 198L247 197V198H249L247 202H245L246 198H245L244 194L243 195H236V194L234 195L235 199L237 201V205H238V209L234 215L237 218V224L239 223L241 225L240 231L243 234L246 233L245 231H247L248 234L249 233L251 234V237H249L250 236V234H249L248 238H243L246 241V243L243 242V239L240 237L242 239V241L240 240V242H239L240 244H238V246H239L238 248H240V247L246 248V246L248 247V249L246 248L247 249L246 252L242 251V248H240V250H239V252L241 254L243 253V256L245 258H247L248 260H253L256 258L258 259V258H262L264 256L263 252L261 253L260 251L253 253V252H255L253 250H255L259 247V245H258L259 244V238L263 239V237H264V235H262V233H263L262 231L264 230L263 229V225H264V179H262L260 181L259 180L256 181V183L251 186ZM34 192H37V191H34ZM53 192H52V194H53ZM92 192H94V191H92ZM102 192H103V190H102ZM89 193L87 191L85 197L87 198V200H88V198H90L89 201H91V194L87 195ZM104 193H105V191H104ZM214 193H216V194H214ZM15 194H16V192H15ZM103 195L104 194L100 195V197ZM49 196L51 197V195H49ZM53 196H54V194H53ZM87 196H90V197H87ZM85 197H84V199H85ZM93 197H92V200L94 199ZM104 197H106V196H103V198H101V200L103 201L102 203L104 204V202H107V204H109L110 200L107 201V198L104 199ZM2 199H0V201H2ZM20 200H17V201H19L18 204L16 201V203L14 202L13 205L17 204V206H18V207L16 206L18 208L17 211H18V213L22 214V212H19V211H21L20 202L22 201V200L21 201ZM80 200H81V198H80ZM82 200H83V197H82ZM85 200H84V202L78 201V203H77V201H75V203L78 204V206L75 205V203H74V205L77 207L74 206L75 208L73 207L74 209L73 208L72 209L76 210V208H77V211H76L77 213L75 212L76 213L75 216H71L74 214H72L73 213L72 209H70L71 215H70V217L68 215L70 220H71V217L73 218L72 220H74V217H75L77 225H76V223H75L76 226L73 224L75 222V220H74V222H72V220H71L70 226L73 228V232H75V234L77 235V236H75L76 237L75 239H77V237L80 238V240L78 239L79 241L78 240H76V241L80 242V244L83 241V243L81 245L84 246V249H81V252H80L79 251L80 247L78 246V244H76V246H77L76 247L75 243H74V245H73V243H71L72 247L70 244V247H71L70 248L69 246H67V245H69V243L65 244V242H64V244H65L64 247L67 246V248L65 247L64 252L66 249H68V250L65 252V254H64V252H62L63 256H65V255L68 256L71 253L73 254L74 252L75 253L80 252L79 255H76L74 253L72 255L71 259L68 258L71 255L68 257L65 256L68 259V260L66 259V261L69 262V264H114V263H117V264H135V263L153 264L155 262L154 259H150V260L145 259V250L143 249L144 246H142V249H143L142 253L138 256H135V257L133 256V254L127 253V254L117 258V260L115 262H113L110 258L104 257L106 255L103 254V250H104V248H105V250L108 248V251H109V248L111 245V241H110L111 238L110 237L113 234L114 225L117 224L115 222V220H116L114 217L115 214L110 213V212H109L110 214H108V212H105L104 207L102 209L103 205L102 206L100 205L102 210L99 209V207H96L97 204H94L95 202H93L92 205H90V202H89V205L92 206V208L90 209V206H88V204H87L88 203L87 200H86L87 203L85 202ZM96 200L98 201L100 199L95 198V201ZM30 201L28 203H30ZM26 202H27V200H26ZM24 203H25V201L24 202L22 201V205ZM5 206L8 208H6ZM25 206H27V204ZM31 206H32V204H31ZM93 206H95L94 209H93ZM251 206H253L257 209V213L256 214L254 213V215H253V213L251 214V210H250ZM26 208L24 209V212H25ZM155 208H157V207H155ZM27 209L29 210L30 207ZM28 210H26V211L28 212ZM92 210H93V212H92ZM243 213H246L247 216H245V217L241 216V214H243ZM25 214H27V213H24V215ZM2 215H4V214H2ZM6 217H4V219ZM19 218H20L19 220H22V217L19 216ZM8 220H7V222H9ZM23 221H21V222H23ZM184 224L186 225V223H184ZM88 225H90L89 227H91V229L88 227ZM18 226H19L18 224H17V226H15L16 229L18 228ZM87 227L89 230H91V232L87 230ZM98 227L99 228L101 227L102 230H101V228L99 229ZM214 227H212V228H214ZM72 228H70V229L72 230ZM95 228L98 230H101L102 235L104 233H106V235L104 234L105 237L100 238V239L98 238L96 240L97 237H100V233L96 232V230L93 231V229H95ZM103 230H105V232ZM72 233H71V235H72ZM91 233L93 234L94 237H96V238H94L95 240L92 239L93 236ZM172 233H173L174 239L178 240L179 235H178L177 231L173 230ZM239 234L241 235V233H239ZM9 235H8V238H10L9 239V242H10L9 245L11 247L12 239H11V237H9ZM181 235L187 236V237L190 236V234L187 230H183V234H181ZM90 236L92 237L90 240L91 242H87V240L89 241ZM244 236H246V235H244ZM75 239H73V240H75ZM100 240H103V241H100ZM92 241H93V243H92ZM90 243H92V244H90ZM12 247H14V246H12ZM196 247H195V250L200 249L199 246H196ZM14 250H16V249H14ZM258 250H259V248H258ZM18 252L19 251H17V253ZM20 252H22V251H20ZM196 252H198V251H196ZM18 255H20V254H18ZM243 256L241 255V257H243ZM20 257H22V256H20ZM29 257L31 258V256H29ZM16 258H17V254H16ZM20 259L23 260L24 258L22 257ZM20 259L19 258H18V260L16 259L17 262ZM121 261L124 263H122ZM37 263H38V261H37ZM37 263H35V260H32V259L26 262V264H37ZM23 264H25V263H23ZM39 264H41V263H39ZM157 264H170V261L168 259H164L160 263H157Z\"/></svg>",
  "mask_w": 264,
  "mask_h": 264
},
{
  "label": "built area",
  "instance_id": "built-area-1",
  "mask_svg": "<svg viewBox=\"0 0 264 264\" xmlns=\"http://www.w3.org/2000/svg\"><path fill=\"white\" fill-rule=\"evenodd\" d=\"M249 64L252 63L254 70L261 77L264 82V47L255 51H252L250 56H248ZM259 99L264 105V88L259 92Z\"/></svg>",
  "mask_w": 264,
  "mask_h": 264
}]
</instances>
